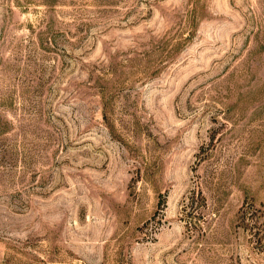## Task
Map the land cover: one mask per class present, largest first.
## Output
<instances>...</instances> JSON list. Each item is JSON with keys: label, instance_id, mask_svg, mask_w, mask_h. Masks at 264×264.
Listing matches in <instances>:
<instances>
[{"label": "rangeland", "instance_id": "rangeland-1", "mask_svg": "<svg viewBox=\"0 0 264 264\" xmlns=\"http://www.w3.org/2000/svg\"><path fill=\"white\" fill-rule=\"evenodd\" d=\"M0 264H264V0H0Z\"/></svg>", "mask_w": 264, "mask_h": 264}]
</instances>
